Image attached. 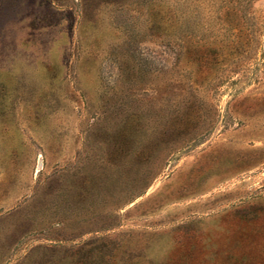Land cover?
I'll return each mask as SVG.
<instances>
[{
    "label": "rangeland",
    "instance_id": "374dc122",
    "mask_svg": "<svg viewBox=\"0 0 264 264\" xmlns=\"http://www.w3.org/2000/svg\"><path fill=\"white\" fill-rule=\"evenodd\" d=\"M0 264H264V0H0Z\"/></svg>",
    "mask_w": 264,
    "mask_h": 264
}]
</instances>
